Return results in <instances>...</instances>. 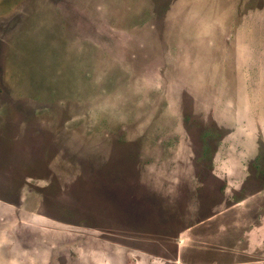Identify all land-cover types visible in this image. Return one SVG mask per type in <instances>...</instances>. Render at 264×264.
Segmentation results:
<instances>
[{
	"label": "rangeland",
	"instance_id": "rangeland-1",
	"mask_svg": "<svg viewBox=\"0 0 264 264\" xmlns=\"http://www.w3.org/2000/svg\"><path fill=\"white\" fill-rule=\"evenodd\" d=\"M0 264H264V0H0Z\"/></svg>",
	"mask_w": 264,
	"mask_h": 264
}]
</instances>
